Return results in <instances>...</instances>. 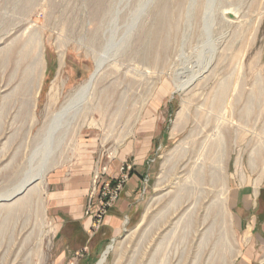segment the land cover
Instances as JSON below:
<instances>
[{
	"label": "rangeland",
	"instance_id": "1",
	"mask_svg": "<svg viewBox=\"0 0 264 264\" xmlns=\"http://www.w3.org/2000/svg\"><path fill=\"white\" fill-rule=\"evenodd\" d=\"M102 1L99 12V0H0V196L48 168L24 196L0 197V264H96L110 244L105 264H238L246 255L233 188L256 183L251 158L258 169L264 165V0ZM162 4L167 9L160 12ZM36 31L46 68L42 79L38 69L26 84L25 43ZM102 54L107 60L94 93L101 102L93 97L89 111L49 122V133L46 114L90 78ZM183 109L187 118L174 128ZM144 155L152 164L148 181L114 234L106 220L123 187L106 215L98 214L121 167L130 166L127 182ZM206 171L213 181L227 174L224 216L213 210L221 205L219 185L201 184ZM81 177L90 184H65ZM62 188L97 198L88 204L94 218L86 238L77 234L70 244L74 252L89 243L80 250L88 249L87 258L57 256L61 220L51 207L75 205L53 206ZM201 203L209 208H190ZM257 253L264 264V250Z\"/></svg>",
	"mask_w": 264,
	"mask_h": 264
},
{
	"label": "crops",
	"instance_id": "2",
	"mask_svg": "<svg viewBox=\"0 0 264 264\" xmlns=\"http://www.w3.org/2000/svg\"><path fill=\"white\" fill-rule=\"evenodd\" d=\"M130 150L131 148L129 146V148H127V153L125 154L124 159L129 156ZM148 157L150 156L146 157V155H144L141 161L135 160L133 171L129 176L127 182H125V184L122 186L123 188L120 191V197L117 204H115L112 209H109V215L106 220V224L108 227L112 228L115 231L114 234L119 230L120 214L127 215L129 214V212L130 214L133 213L132 211L134 204L136 203V201H138V193H140L141 189L140 186H143L144 188V184H146L145 178L146 176H149L150 170L152 168V164H150L148 161L145 165ZM147 165L148 168H146ZM89 173L93 174V171L90 170ZM97 173L100 174L102 172L98 171ZM89 176L90 175H88V177ZM51 184H59V182H52ZM65 184L90 183L88 178L81 177L76 181H70L69 183L66 182ZM256 187V183H246L236 184L235 188H233L234 193L232 209L237 216L236 227L239 232L243 233V246L241 252L246 255H244L245 258L239 260L238 264H259L256 258V253L258 252V250H264V180L258 185V196L255 193ZM143 188L142 191L144 190ZM56 192L57 191H55V194ZM59 192H61L59 193L60 196L56 195L55 197H53V201H51L53 206L55 205V203H60L63 205H75L73 208H70V210H63L61 207L54 208L55 206L51 207L54 209V211L52 212L53 217L57 220H61V224L58 227L56 236L57 244L55 247L57 256L61 259H68L72 255H76L78 257H80L81 255L83 258H87L90 256V253L87 252L88 249L85 250L86 253L81 252L84 251L83 249L88 248L89 243H87V245L86 242L79 244L78 249H75L74 252L71 251L72 249L70 248V244H72L74 240H76L75 236H77V234H81V238H83V241L86 238L85 231L94 218V212H87L88 204H91L90 202H93L92 204H94L95 206L97 198L95 197L94 200L89 199L87 190H83L81 193L73 194L72 196L68 192L64 193L63 188L59 190ZM60 197H62L63 200H57L60 199ZM259 199H263V201H260ZM130 204L131 207L128 208V205ZM126 218L128 219L129 216H126ZM82 229L83 233L79 231ZM98 243L100 245V242Z\"/></svg>",
	"mask_w": 264,
	"mask_h": 264
},
{
	"label": "bare ground",
	"instance_id": "3",
	"mask_svg": "<svg viewBox=\"0 0 264 264\" xmlns=\"http://www.w3.org/2000/svg\"><path fill=\"white\" fill-rule=\"evenodd\" d=\"M183 1L184 0H177L178 3H181ZM99 2H101V3L97 4V9H99V12L100 11L102 12L103 11V1L99 0ZM162 8H164L163 4L161 5V9H159L160 12L162 11ZM165 9H167V7H165L163 10H165ZM229 10L230 9H228V10H226L224 12L227 13ZM160 12H158L159 15H160ZM228 14H229V12H228ZM223 15H225V13ZM226 17H228V16H226ZM25 44H27L26 46L28 48L26 49V52L24 53V56H26V57H28V59H30V62H29V65H28V70H27V77H28L27 80H26V84H27V83H29L30 80L33 79L34 74H35L36 71H38V69L41 70L40 74H39V75L42 76L41 79L44 76V70L46 68V61H45V57H44V44H43L42 33L39 32V31L34 32L33 35L28 39L27 43H25ZM63 52H61L62 55H61V60H60V67L64 65V53ZM3 54H4V57L7 58L8 54H9V50L4 51ZM102 55H104V58H103V56L98 57L97 62H96V69H95L94 73L90 76V78L86 82L81 84L79 87H77L73 91V93L65 101V103L63 104L61 109L58 112H56V113L51 112L49 114H46L45 120H46V123L48 122L47 126H48V132L49 133L51 132V130L53 131V127H54L53 125H48L49 122L55 123L59 119H62L65 115H67L70 112H73L72 115L74 114L73 116L75 117V116H77V114L80 111H82V110L84 111L85 109H88V111H89L90 107H92V106L89 105L90 104L89 102L94 101V99H93L94 93L96 94L95 91H96L97 85L99 84V80H100L101 74H102V72L104 70V66H105L104 65V59L106 58V56H105V54H102ZM106 60H107V58H106ZM105 64H106V61H105ZM204 70L205 69H203V71ZM205 71L207 72V70H205ZM197 75H198V73H197ZM204 76H205V73H204L203 77H201V78H204ZM196 81H198V80H196ZM182 82H183V80H182ZM182 82L179 84V89H181V90L183 88H186L188 86V84H189V81H187V82L184 81V83H182ZM40 88H41V84L38 85L37 95L40 92ZM97 92H98V90H97ZM100 94H102V93L100 92ZM96 96H98L100 98L99 93ZM102 96H103V94H102ZM102 96H101L102 100L106 101V99L105 100L103 99L104 96L103 97ZM105 97H107V96H105ZM95 100H99V99L95 98ZM85 101H86V103H85ZM99 101H97V103H99ZM103 101H102V103H104ZM91 105H93V104L91 103ZM96 105H95V108L97 109ZM35 107H36V101H35ZM100 108H101V106H100ZM85 112H87V111H85ZM80 114H82V113H80ZM70 116H71V114H70ZM82 116H83V114H82ZM87 116H86V118H87ZM74 117H73V119H74ZM186 118H187V110L183 109L178 114V117H177V120L175 122L174 128L177 127L178 125L182 124V123L184 124V121H185ZM206 145H207V142H206ZM257 155H259V154H257ZM219 158L222 159L220 157V155H219ZM250 160H252L253 168H255V170L258 171V178L256 177L257 178V181H256L257 187L255 189V191H256L255 193H256V195H258V193H259L258 192L259 191L258 185L260 184V181L262 182V180H260V179H261L262 174L264 173V165L262 164L263 167L258 169L260 167V165L257 164V163H259V161L257 159H255V158L254 159L251 158ZM47 169H48L47 165L42 166L40 171L36 175L31 176L27 180H24V182H21V184L19 186H17L13 192H11L8 195L0 196V197H3L2 200H4V201H10V200H13V199H15V200L19 199L21 196H24V194L30 190L32 185H36L40 181L44 180L46 172H47ZM207 172L208 171H206V173L203 174V177L201 179V184H204L205 181H206V183H209V184L217 183L219 185L218 193L222 195V197H221V205H218L217 207H214L213 210L218 211V209L220 208L219 212H220V214L222 216H224L223 206L226 203L227 193H228L227 180H226L227 174L224 177L217 176L216 180L213 181V179L210 177V175ZM4 194H2V195H4ZM201 194L202 195L207 194V191L206 190H202ZM183 200L184 199H182L181 201H183ZM24 206H26V203H25ZM202 207L204 208V210H207L209 208V204L201 203L199 205L195 204L193 206H190V208H194V211H197L199 208H202ZM146 215H147L146 213L143 215V218H142L140 224H142L143 221L146 219ZM207 231H208V229H207ZM207 236H208V233H207ZM107 249L108 250H106V252L103 255H101V258L99 259V261L96 264H105V261L107 260L108 254H109L110 250L112 249L111 244L109 245V247Z\"/></svg>",
	"mask_w": 264,
	"mask_h": 264
},
{
	"label": "built area",
	"instance_id": "4",
	"mask_svg": "<svg viewBox=\"0 0 264 264\" xmlns=\"http://www.w3.org/2000/svg\"><path fill=\"white\" fill-rule=\"evenodd\" d=\"M128 168V169H127ZM122 166L121 167V171L123 172V176L122 178H120L118 180V185L117 187L114 189V191H110V198L106 204H104V209L98 214V219H102L106 213L107 210L114 204V202L118 199L119 197V191L121 190L123 183L126 181L127 177H128V172L130 171V166L128 167ZM145 181H148V176H146ZM108 185L110 184V182L107 183ZM109 188V187H108ZM110 206V207H109Z\"/></svg>",
	"mask_w": 264,
	"mask_h": 264
}]
</instances>
